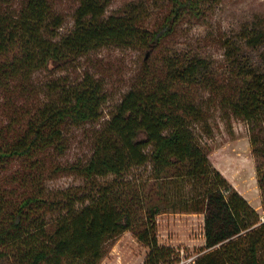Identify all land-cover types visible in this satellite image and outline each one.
<instances>
[{
  "label": "trees",
  "instance_id": "1",
  "mask_svg": "<svg viewBox=\"0 0 264 264\" xmlns=\"http://www.w3.org/2000/svg\"><path fill=\"white\" fill-rule=\"evenodd\" d=\"M109 1L79 0L74 25L61 36L57 29L63 19L53 11L51 0H20L17 9L3 7L2 1L0 89L17 78L29 81L38 69L60 68L106 44L161 50L183 20L203 18L209 4L218 0H167L154 28L142 23V0L126 2L118 13L106 16ZM245 40L250 47L264 43V27L250 29ZM225 52L239 82L219 94V103L251 125L252 151L264 160V67L243 61L237 45ZM162 65L164 75L158 78L144 64L136 84L95 137L89 159L68 167L88 182L111 174L113 183L96 184L94 191L82 196L69 197L68 191L59 196L46 193L41 176L34 175L29 190L19 197L0 193V264H100L106 241L127 229H133L149 249L144 264H177L173 250L158 243L154 230L155 216L170 206L172 211L178 206L204 214L208 250L186 264H264V222L257 224L259 214L211 167L210 148L198 142L189 127L200 109L194 88L211 86L209 64L197 55L166 54ZM56 83H49V100L19 129L0 125V168L14 159L31 162L48 149L61 154L66 148V122L79 125L100 117L106 100L101 81L86 74L77 83ZM146 164L148 181L153 180L148 191L147 179L137 181L135 191L122 183L114 186L132 167ZM257 177L263 189L264 169ZM170 187L177 198L189 188L186 193L191 197L174 204ZM137 204L144 219L136 230Z\"/></svg>",
  "mask_w": 264,
  "mask_h": 264
},
{
  "label": "rangeland",
  "instance_id": "2",
  "mask_svg": "<svg viewBox=\"0 0 264 264\" xmlns=\"http://www.w3.org/2000/svg\"><path fill=\"white\" fill-rule=\"evenodd\" d=\"M2 1L3 7L11 5L17 9L20 5V0H0V3ZM129 1L133 0H110L105 15L118 13L119 8ZM142 1L145 5L142 23L154 28L167 7V0ZM51 3L53 11L63 19L57 29V35L61 36L72 29L73 13L79 0H51ZM253 27H264V0H218L209 4L203 18L183 20L176 33L162 42L161 50H152L146 59L147 48L106 44L76 56L60 68L38 69L29 81L24 82L21 78L10 81L4 89H0V125L9 124L12 130L19 129L37 108L49 100V83L53 81L58 82L56 85L64 82L73 84L88 74L101 81L106 100L101 106L98 119L79 125L66 122V148L61 154L48 149L38 153L31 162L22 163L20 159H14L0 168V193L14 199L19 197L29 190L34 175L41 176L46 193L59 195L68 191L69 197L82 196L94 191L93 187L96 189L100 185L113 183L115 180L111 174L88 182L68 167L89 159L95 137L124 93L136 84L145 63L149 73L159 78L164 75V55L191 54L203 58L209 64L207 78L211 86L207 88L197 85L194 88L195 102L200 109L198 117L189 127L196 140L210 148L208 157L211 167L223 175L256 213L262 214L264 188L259 187L257 176L264 169V160L252 151L251 125L219 103V94L239 82L232 63L227 59L225 50L228 46H239L243 61L255 67H264V43L254 47L246 44L245 36ZM254 127L255 132H258L260 125ZM149 171L150 164L132 167L122 179L116 180L114 186L122 183L123 187L135 191L137 181L147 179L145 191H148L153 183V180L148 181ZM168 190V194L175 197L171 200L174 204H180L191 197L185 189L181 190L178 198L171 193L174 189L170 187ZM177 207L175 211H172L174 209L171 206L168 209L162 208L155 216L156 238L161 246L173 250V261L180 260L178 251L182 249L184 260L196 258L208 250L204 248V214L182 211L178 209L181 207ZM134 209V228L137 230L141 227L144 213L139 204ZM148 251L137 240L134 230L127 229L106 241L100 264H144Z\"/></svg>",
  "mask_w": 264,
  "mask_h": 264
},
{
  "label": "built area",
  "instance_id": "3",
  "mask_svg": "<svg viewBox=\"0 0 264 264\" xmlns=\"http://www.w3.org/2000/svg\"><path fill=\"white\" fill-rule=\"evenodd\" d=\"M263 222H264V212L262 214H259V218H258V223L257 224L263 223ZM183 253H184V250L183 249L179 251L180 260H179V262L177 264H186V263H189V262H191V263L194 262V259L195 258H193V257H190L187 260H184L183 259L184 258L183 257Z\"/></svg>",
  "mask_w": 264,
  "mask_h": 264
},
{
  "label": "water",
  "instance_id": "4",
  "mask_svg": "<svg viewBox=\"0 0 264 264\" xmlns=\"http://www.w3.org/2000/svg\"><path fill=\"white\" fill-rule=\"evenodd\" d=\"M150 53V50L146 52L145 59L147 58L148 54Z\"/></svg>",
  "mask_w": 264,
  "mask_h": 264
}]
</instances>
